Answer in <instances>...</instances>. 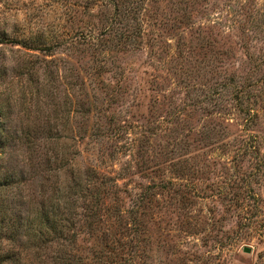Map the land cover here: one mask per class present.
Masks as SVG:
<instances>
[{
  "label": "rangeland",
  "instance_id": "374dc122",
  "mask_svg": "<svg viewBox=\"0 0 264 264\" xmlns=\"http://www.w3.org/2000/svg\"><path fill=\"white\" fill-rule=\"evenodd\" d=\"M0 41L2 257L111 264L76 192L95 170L117 264H264V0H0Z\"/></svg>",
  "mask_w": 264,
  "mask_h": 264
},
{
  "label": "trees",
  "instance_id": "16d2710c",
  "mask_svg": "<svg viewBox=\"0 0 264 264\" xmlns=\"http://www.w3.org/2000/svg\"><path fill=\"white\" fill-rule=\"evenodd\" d=\"M0 44H7V42L0 41ZM21 44V43H20ZM53 47H44L43 50L53 51L54 47L60 46L59 43H53V45H49ZM25 47V46H24ZM91 174H93L92 178H90ZM88 176L89 181L91 182L88 186H83L80 184V188L76 191L78 193V199H82L84 202L87 200L91 201L90 207L88 208V212L85 215V220L88 221V226L94 230L95 232H99L98 234H102L106 237V243L103 251L107 253L106 257L109 258L111 264H116L119 262L118 259L123 260L120 252H123L125 247L127 246L123 239L124 233L122 232V226L124 222V214L123 211L119 207H111L107 205L108 200L111 198L114 201H118L119 199V192L120 186L118 185V180L114 177H109L106 175H101L97 171H93ZM92 179V180H91ZM103 179L100 185H96V193H92V196L89 197L88 194L90 193V186H92V181L96 184L97 181ZM9 186V182L4 179H0V194L3 189H6ZM110 191L108 192L109 188ZM83 188H86L84 190ZM78 215V214H77ZM61 219V218H56ZM66 220L65 223L60 225L58 228V220H54L51 225L47 223V221H41L37 226L36 229H33L31 237H34L35 240L29 241L31 243V248L35 249L36 252L39 253V250H42V246L44 244L50 243H58L60 239H62L65 230L69 229L68 225L72 226V222L70 218H65L63 221ZM51 234H53V238L51 239ZM17 233L11 231L10 235V242H14V238L18 237ZM104 237V239H105ZM59 246H62L59 244ZM57 251V255L53 257L51 264H83V260L81 257L71 258L66 256L63 252ZM36 253V254H37ZM21 258L13 253L12 250L8 252L7 255L1 256L0 255V264H20Z\"/></svg>",
  "mask_w": 264,
  "mask_h": 264
}]
</instances>
